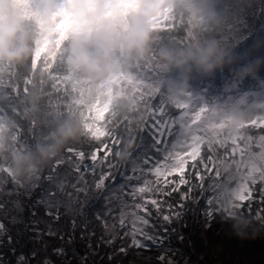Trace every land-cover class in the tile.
Segmentation results:
<instances>
[{
  "label": "rangeland",
  "instance_id": "rangeland-1",
  "mask_svg": "<svg viewBox=\"0 0 264 264\" xmlns=\"http://www.w3.org/2000/svg\"><path fill=\"white\" fill-rule=\"evenodd\" d=\"M254 1V13L248 12L252 6L244 0L241 10L224 18L219 24L224 23V27L213 31V23L218 22L220 16L223 18L227 0H207L208 4L206 0H97L95 3L72 0L63 9L58 0H34V4L22 0H0V108L1 101L6 98L19 103L17 110L16 107L12 109L15 103L9 105L12 110L10 114L14 119L24 121L22 129L25 131V137H21L19 142L10 140L6 144L0 143V203L4 201L6 204L5 209H0V219H9L12 225L23 219L21 215L26 210L42 218L48 211L45 207L34 206L33 202L32 206L28 205L27 200L22 206L16 196L6 199L9 192L6 189L11 186L5 173H50L59 165V173L76 175L75 162L69 160L67 151L74 141L62 144L55 157L45 159L41 155V149L50 148L54 143L53 135L48 136L40 130L41 112L37 103L40 87L33 76L38 71L46 76L44 79L38 78L46 81V87L55 90L56 98L63 99L66 107V110L54 113V118L60 116L63 120L68 119L75 137L87 130L96 132L98 125L104 123L112 101L118 107L121 101L132 105L130 112H121V108H117L116 112L120 120L126 123L134 118L138 123L137 128L145 127L147 121L151 120V106L160 99H163L167 110L175 109L176 115L178 105H189L188 111L196 115L186 118L185 123L190 125V131L180 139L175 153H184L191 148L192 157L188 159L198 158L197 168L201 176L202 173L208 174L206 183L212 179L208 187L204 186L206 183L200 185L205 191L201 193L203 198L207 195L205 200L210 207L221 206L228 211L218 213L216 219L207 212L200 214L198 221L205 227L199 224L194 227V222L187 218L189 213L183 212L182 219L169 226L166 235L175 237V240L166 241L167 247L170 245L169 250L172 248L171 251L177 254L175 248H181L180 242L184 237L188 240L192 235L196 237L199 233L196 228L200 227L203 232L206 229L207 232L215 231L211 239L220 238L224 244V236L231 234V241L264 248V125L260 124L264 119V109L258 110L264 108V95L259 92L255 95V91H249L247 95V86L250 88V85L241 70L246 65L234 56L236 45L241 41L238 24L248 26L247 35H252L255 29L264 31V0ZM214 5L218 6L217 11L209 12ZM178 10L187 11L189 16L176 18L174 26H170L173 22L171 14ZM62 11H66L64 23L58 25V13ZM196 25L204 31L202 34L194 33ZM141 39L144 41L142 53L135 47ZM130 44L133 45L131 49ZM14 47L18 50L15 51ZM20 51L24 60L19 58L18 62L24 66L23 73L14 61V53ZM50 67L52 73L71 79L57 84L50 74ZM130 72L140 79L149 80L159 91L144 88L141 93L138 85L128 76ZM177 97L179 103H174ZM205 104L208 111L201 113L200 108ZM136 131L133 129L132 134ZM119 143L117 140L116 145ZM73 146L78 149L72 148L76 152L83 151L82 145ZM126 150L134 152L130 148ZM201 151L204 154H199ZM119 153L120 150L117 154L112 152L109 159L123 171L125 168L118 165L121 159ZM204 155L211 159H206ZM132 160L131 169L137 168L139 161L135 157ZM172 162L174 165L171 168H183L187 161L184 156L178 155L177 159L168 160L169 164ZM91 163L90 160L84 161L89 166ZM81 171L84 172L83 166ZM84 176L89 180L86 186L88 190L83 187L86 194L77 198L74 189L67 186V191L73 192V195L69 200L61 193L65 206H60L59 210L65 216L62 221H55L50 231L57 236L59 227L66 223L74 228L76 235L70 242L74 238L85 240L90 231L85 230L86 226L96 221L97 226L103 228L98 234H102V237L106 235L105 239L118 244L120 233L112 226L111 219H108L105 230L98 219L88 221L78 217V210L84 204L105 201L104 197H98L101 193L92 183V174L84 172ZM155 178L159 182L162 180L161 175ZM73 180L71 176L69 181L75 183ZM65 182L67 185L68 180ZM27 187L32 188L30 184ZM149 187L154 192L165 191L164 185L155 184L152 178ZM172 187L176 185H170L168 191ZM195 188L199 190V187ZM179 198V193L175 196L171 194L167 202L175 204ZM243 202L246 210L244 208L243 213H237V207ZM225 218L231 222L230 225ZM127 243L123 239V244L129 250ZM239 244L237 246L241 249ZM86 245L90 246L89 243ZM152 251L153 254L146 256L148 264H184L178 257L167 259L168 252L164 250ZM60 255L54 252L52 260L45 258L44 263L59 264L57 258ZM17 257L21 259L19 255ZM260 257L262 260L264 254Z\"/></svg>",
  "mask_w": 264,
  "mask_h": 264
},
{
  "label": "trees",
  "instance_id": "trees-1",
  "mask_svg": "<svg viewBox=\"0 0 264 264\" xmlns=\"http://www.w3.org/2000/svg\"><path fill=\"white\" fill-rule=\"evenodd\" d=\"M243 1L244 0H227L225 4V13L222 15L223 18L220 16L218 18V22L215 21L213 23V31H217L218 28L221 29L224 23L222 25H219L220 23H222L228 16H232L240 11ZM246 1L252 6V9H250V11L248 12L254 13V9L256 7L255 1ZM206 3L208 4L207 0ZM187 14V11L182 10L172 12L171 15L173 16V22L170 24V26H174V24L176 23V21L174 20L176 18L180 19V16H189ZM201 14L202 12L198 14V17L201 16ZM181 25L183 26V23H181ZM247 28L248 26L246 25L241 26V23L238 24L239 37L241 38V41H239L236 45L234 56L246 65L243 66L241 70L245 74V76H247L246 81L250 85V88L247 86V95L249 94V91H255V95H258V92L264 95V31L255 29V32L252 33V35H247ZM243 29L245 33H243ZM203 32L204 31L202 29H199L197 31L198 34H202ZM14 48L15 51L18 50L17 47ZM245 57L247 58L245 59ZM14 58V61L18 64L19 71L23 73L24 66L21 65L18 61L19 58L24 60V55H21V51L20 53L16 52L14 53ZM222 58L223 57H221V59ZM234 61L238 62V60L236 59ZM33 76L35 77L34 79L36 80V84L40 87V93L38 94L39 98L37 102L39 108L38 110H40L41 112V120L39 124L40 130L47 133L48 136L53 135L52 142L56 144L61 129L66 127H73L68 123V119L63 120L60 116H55L54 118V113L66 110V107H64L63 99L56 98L55 90L46 87L44 85L46 81L38 78L41 77L42 79H44L46 78V76L44 74L40 75L38 71H36L35 74L33 73ZM121 102L122 104L118 107L115 101H112L109 109L106 111L104 123L98 125L99 129L96 132L87 130L82 134L79 133L75 137V140H70L74 141V143H72L70 147L75 148L73 144H79L82 145L83 152L90 153L95 148L108 143L110 147H113L112 152L114 154H117L119 150L121 151V153H119V155L121 154V159L118 165L122 168L130 170L133 167L132 157H134V154L141 149L142 142L140 140L138 130L144 127L137 128L138 123L134 118H132L127 123L124 120H120L119 116H117V108H121V112H130V109H133L132 105H126V103H124L123 101ZM13 103H15V105L12 106V109H14L15 107L16 110L19 109L20 105H18L19 103L15 101L11 102L8 98H6L4 101H1L2 107L0 109H2L3 111H0V143L3 142L4 144H6L8 143L6 141L10 140L12 142H19V140H21V137H25V131L22 129V127L24 126V121H20L17 118L14 119L15 117L10 114L12 110L9 109V105ZM37 103L35 104L36 108ZM247 105L250 108L249 100ZM263 109L264 108L262 107L258 108V110L260 111H263ZM168 111H171L174 115H176L175 109H171ZM263 121L264 119L260 121V124H262L261 126L264 125ZM133 129H137L134 135L132 134ZM114 136L117 137V140L120 142L119 145L115 144L113 146L111 144V138ZM149 143L150 141L146 139L143 143V147L145 149H148L144 144ZM116 147L119 150H117ZM1 148H4L3 144L1 145ZM128 148H130L134 152H128V150H126ZM199 154L204 153H202L201 151ZM0 157L2 156L0 155ZM204 157L206 159H209L208 156L206 157L204 155ZM171 165H174L173 162L171 164L168 163V168L162 170L160 174L162 176V180L160 182L157 178L152 177L155 184H159L161 186L165 184V176H167L168 174L166 170L171 169ZM48 174L49 173H5V175L8 177L6 179H9V186H11L10 188L8 187V189H6V191H9L6 199L11 196H16L21 201L22 206L27 200L29 201L28 205L30 206H32L33 202L34 206L47 208L45 204L40 203L39 201H41L49 191L54 190L51 188L48 182L43 183L44 177H46ZM60 174L65 178L66 181H69L71 176L73 179L75 177V175L73 177L74 173ZM207 176L208 174L205 175L204 173H202L203 180H196L194 174L189 171L186 177L188 183L182 188L183 191H187L188 188L192 189V194H189L190 200L185 202L186 208L183 212L189 213L187 218L188 220H192L194 222V224H192L194 227L197 224L203 227L206 226L198 221L200 214H204L205 212H207V215L209 216H217V214L221 213L222 211H228L221 206L210 207L205 200V196L207 195H205L203 198V195L201 193H205V191L200 185L202 183H206ZM211 180L212 179L208 180L204 186L208 187L207 184L211 183ZM73 181L75 182V180ZM29 184L32 188L27 187ZM88 185L89 183L87 185L82 184L81 186L83 188ZM196 186L199 187V190H196ZM86 188L88 190V187ZM176 194L177 193H172V195L174 196ZM58 197L61 199L60 192H58ZM98 197L100 199L101 197L103 198L101 194ZM102 201L103 200H98L97 204H84L78 210V217L87 219L88 221L94 219L97 220V217L101 216L104 211H107L106 209L109 206L107 205L106 201H103L104 203L101 204ZM97 206H99V208ZM237 208H239V210H237V213H243L242 210L244 211V208L246 210L245 203L243 202L242 205L238 206ZM58 211V220L62 221L65 214L61 212V210ZM56 212L57 211H53L54 215L48 216L46 210V216L42 218L32 215L30 210H26L24 214L21 215L23 219L18 221L17 224L12 225L10 224L11 221L9 219H0V221L5 226V229L0 235V264H45L44 259L46 258L47 261H50L51 255L56 252L53 251V249L55 250L57 248H61L64 250L63 253L57 258L59 264H148L147 262H149V260H146V256L149 255L147 254H153L152 250L155 251L156 249V252H158V250H164L166 251V253L168 252L167 254L171 255L172 257L167 255V259L174 260L176 257H178L180 260L184 261V264H186V262H189L190 264H264V257L262 258V260L260 259V256L264 254V248H262L261 246H257L259 248H253L250 244H239L237 242L231 241V234H226L224 236V241H226V244H224V242H220V238L218 239L217 237H213L211 239V236L215 233V231L207 232L206 229L203 232L202 228L200 227L196 228L199 232L198 235H196V233L194 234L196 235V237L193 238L192 235L189 240L187 237H184V239L180 242L181 248H175L177 254H174L173 251H171L172 248L171 250H169L170 245L167 247L166 241L173 242L175 240V237L171 235L170 237H168V235H165V238L162 241V245L157 244L146 249L135 248L131 246L130 238L125 239L126 243L128 242L127 244L130 245V248L125 254H120L119 251L114 250H118L121 246L124 245L123 239L119 238L120 241L118 244H114L112 240L109 241L108 239H105L107 237L106 235H103L104 237L102 239V234L98 233L103 228L97 226L98 222L96 221H91L89 225L86 226L85 230L90 229V231L88 232L85 240L83 238H74V241L70 242L71 239L76 235L73 233L74 228L69 227L66 223L62 224L59 227L57 236L48 234L51 230V225L55 221H57V219H55ZM216 216L215 219L217 218ZM212 218L213 217H211V219ZM52 220L53 222H51ZM225 222H227L228 225H230L231 223L228 218H225ZM217 225H221V223H218ZM14 227L16 228L13 231ZM225 227H223V229H225ZM202 233L207 240L203 237ZM9 237L11 238L10 240ZM70 243H72V246H70ZM87 243L90 244L89 247H87ZM254 243L256 242L254 241ZM237 244L241 246V249L237 246ZM18 255L22 257L23 260L18 259Z\"/></svg>",
  "mask_w": 264,
  "mask_h": 264
},
{
  "label": "snow or ice",
  "instance_id": "snow-or-ice-1",
  "mask_svg": "<svg viewBox=\"0 0 264 264\" xmlns=\"http://www.w3.org/2000/svg\"><path fill=\"white\" fill-rule=\"evenodd\" d=\"M22 2L34 4V0H22ZM71 2L72 0H58V4L62 9ZM89 2L95 3L97 0H89ZM65 14L66 11L58 13L56 21L58 25L64 23ZM33 66L35 67V60ZM50 74L57 81V84L71 79L68 76H58L52 73L51 67ZM128 76L138 85V90L141 93H143L144 88H151L153 92L159 91L156 85L149 80L140 79L135 73L130 72ZM153 100H155V97H153ZM189 107V105H178V114L174 115L167 110L163 99L151 106V120L145 124L144 128L138 130L142 144L141 149L134 154L135 159L139 161L137 168L120 171L118 166L109 159L113 147H110L108 143L101 145L90 153L76 152L75 149H69V160L75 162V183L68 181L66 185L65 178L58 172L59 165L50 170V173L44 177L43 183L48 182L54 190L49 191L39 201L47 206V215L53 216L52 209H56L55 219H59L58 210L60 206H65V201L58 197V192L63 193L70 200L73 192L67 191L68 185L74 189L77 198L85 195L86 193L81 185L89 183V180L84 176V172H90L92 183L109 205L107 211L97 217L102 222L104 229H107L108 219L110 218L113 222L112 226L118 229L120 238L131 239V246L146 249L157 244L162 245V241L169 231V226L173 222L182 219V213L186 208L185 202L190 200L189 194L192 189L182 190L183 186L188 183L186 177L189 169H191L196 180H203L197 168L198 158L188 159L192 157L191 148L184 153H175L180 139L187 136L190 131V125L185 123L186 118L189 115H196V113L188 111ZM0 111L3 110L0 109ZM205 111H208L206 104L200 108L201 113ZM146 139L150 141L148 149L143 147ZM192 139L198 138L193 137ZM116 143L117 139L112 137L111 144L114 146ZM178 155L184 156L187 162L184 163L182 169L179 167L169 169L167 176H165V191L163 193L154 192L149 187L151 178L159 176L162 170L168 168V160L170 158L177 159ZM209 159L211 158L209 157ZM85 160H90L91 165L84 164ZM82 166L84 172L81 171ZM170 185H176V187H172L171 191H168ZM172 193H179V201L175 204L167 202V198L171 197ZM249 195L251 196V192ZM5 208L6 204L0 203V209ZM73 224L75 225V220ZM4 229V224L0 223V231ZM48 234L55 235L51 231ZM55 251L62 254L64 250L57 248ZM118 251L125 254L127 247L123 245ZM21 260H23L22 257Z\"/></svg>",
  "mask_w": 264,
  "mask_h": 264
},
{
  "label": "clouds",
  "instance_id": "clouds-1",
  "mask_svg": "<svg viewBox=\"0 0 264 264\" xmlns=\"http://www.w3.org/2000/svg\"><path fill=\"white\" fill-rule=\"evenodd\" d=\"M143 39H141L136 45L135 47L137 49H139L142 53L143 51ZM131 47H133V45H129V48L131 49ZM174 103H179V97H177L174 101ZM75 137V132L73 130V128L71 127H66L61 129L60 134H59V138H57V142L56 144H54L52 147L47 148V149H41V155L43 157H45V159L49 158V157H55L57 155L58 149L62 144H65L66 142L74 139ZM69 149L72 148H68L67 151Z\"/></svg>",
  "mask_w": 264,
  "mask_h": 264
},
{
  "label": "bare ground",
  "instance_id": "bare-ground-1",
  "mask_svg": "<svg viewBox=\"0 0 264 264\" xmlns=\"http://www.w3.org/2000/svg\"><path fill=\"white\" fill-rule=\"evenodd\" d=\"M217 8H218V6H216V5H214L213 6V8L211 9V10H208L209 12H211V11H217ZM222 10H220V12H221ZM212 14H213V12H212ZM241 19V18H240ZM240 19H239V21H238V23L240 22ZM224 26H222V28H223ZM194 33L195 32H197L198 30H199V27L196 25L195 27H194ZM243 33H245V31H244V29H243Z\"/></svg>",
  "mask_w": 264,
  "mask_h": 264
}]
</instances>
